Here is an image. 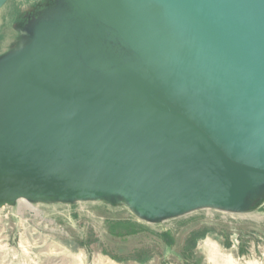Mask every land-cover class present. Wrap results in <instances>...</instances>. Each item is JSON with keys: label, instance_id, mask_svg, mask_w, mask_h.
<instances>
[{"label": "water", "instance_id": "obj_1", "mask_svg": "<svg viewBox=\"0 0 264 264\" xmlns=\"http://www.w3.org/2000/svg\"><path fill=\"white\" fill-rule=\"evenodd\" d=\"M157 1L88 0L84 49L106 60L84 57L104 79L16 63L0 100L7 190L120 192L155 215L234 206L264 179V0ZM108 37L144 65L104 52Z\"/></svg>", "mask_w": 264, "mask_h": 264}, {"label": "rangeland", "instance_id": "obj_2", "mask_svg": "<svg viewBox=\"0 0 264 264\" xmlns=\"http://www.w3.org/2000/svg\"><path fill=\"white\" fill-rule=\"evenodd\" d=\"M92 8L88 0H10L0 11V100L21 58L32 68L84 80L107 77L84 57V23L99 24ZM51 10L64 16L55 20ZM181 30L197 44L200 36L184 18ZM92 44L89 59L102 65L106 57ZM102 48L127 64L144 65L119 37L103 40ZM128 219L143 227L139 234L111 235L110 222ZM163 233L173 245L161 239ZM0 264H264V179L234 206L155 215L141 212L120 192L20 194L0 181Z\"/></svg>", "mask_w": 264, "mask_h": 264}, {"label": "trees", "instance_id": "obj_3", "mask_svg": "<svg viewBox=\"0 0 264 264\" xmlns=\"http://www.w3.org/2000/svg\"><path fill=\"white\" fill-rule=\"evenodd\" d=\"M109 226H110L109 231L111 235L116 236V237H126L130 235H136V234H139L143 229L142 226H139L138 224L132 222L129 219L110 222ZM160 237L167 245H173V240L169 233H163ZM192 242H193V245L192 246L190 245V246L194 248L195 242L194 241Z\"/></svg>", "mask_w": 264, "mask_h": 264}, {"label": "bare ground", "instance_id": "obj_4", "mask_svg": "<svg viewBox=\"0 0 264 264\" xmlns=\"http://www.w3.org/2000/svg\"><path fill=\"white\" fill-rule=\"evenodd\" d=\"M61 12H62V11H61ZM64 12H65V11H64ZM62 13H63V12H62ZM52 14H53V15L57 14L56 16H58V15H60V16H64V13H63V14H58L57 12H52ZM69 48H70V47H69ZM61 51H62V50H61ZM61 51H60V52H61ZM84 51L87 52V53H89V52H88V48H87V49H84ZM58 52H59V51H58ZM61 54H62V53H61ZM86 55H87V58L89 59L90 54H86ZM88 55H89V56H88ZM62 61H63V60H62ZM91 61H92L93 63H95L96 65H99V64L96 63V61H95V62H94L93 60H91ZM56 63H57V62H56ZM24 199H25V198H24ZM21 205H22V206H25V207H30V208H31L30 204H29L27 201H22V202H21Z\"/></svg>", "mask_w": 264, "mask_h": 264}, {"label": "crops", "instance_id": "obj_5", "mask_svg": "<svg viewBox=\"0 0 264 264\" xmlns=\"http://www.w3.org/2000/svg\"><path fill=\"white\" fill-rule=\"evenodd\" d=\"M49 12H51L49 15H51L52 17L54 16V18H60L61 16L60 15L56 16L57 14L53 15L52 12H57L58 14H62L60 11L58 12V10L55 11L51 10Z\"/></svg>", "mask_w": 264, "mask_h": 264}]
</instances>
